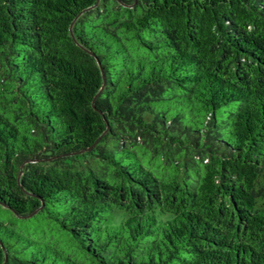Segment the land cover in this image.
<instances>
[{"label": "trees", "instance_id": "1", "mask_svg": "<svg viewBox=\"0 0 264 264\" xmlns=\"http://www.w3.org/2000/svg\"><path fill=\"white\" fill-rule=\"evenodd\" d=\"M0 264H264V0H0Z\"/></svg>", "mask_w": 264, "mask_h": 264}]
</instances>
